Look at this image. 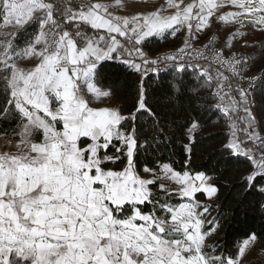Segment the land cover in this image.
<instances>
[{"label": "snow or ice", "instance_id": "snow-or-ice-1", "mask_svg": "<svg viewBox=\"0 0 264 264\" xmlns=\"http://www.w3.org/2000/svg\"><path fill=\"white\" fill-rule=\"evenodd\" d=\"M120 5L0 0V121L15 120L0 129L11 132L7 150H0V264H239L208 243L222 225L218 217L209 219L213 205L197 198L218 197L222 177L177 171L168 163L159 171L144 164L149 175H142L139 157L149 144L138 135L137 121L147 115L160 123L143 81L161 67L177 74V93L188 74L214 85V108L232 133L227 147L250 162L246 183L264 195V110L254 112V93L264 95V61L260 75H248L264 42L241 45L256 47L252 54L225 55L246 28L264 31V0H165L155 11H110ZM214 23L239 27L219 49L216 35L194 47ZM181 31L183 46L175 54L148 58V39ZM116 59L142 78L126 113L91 106V99L111 94L98 82L105 62ZM25 61L34 66H22ZM185 127L190 154L198 123ZM174 195L187 202H170ZM256 240L255 234L245 240L238 256Z\"/></svg>", "mask_w": 264, "mask_h": 264}, {"label": "trees", "instance_id": "trees-1", "mask_svg": "<svg viewBox=\"0 0 264 264\" xmlns=\"http://www.w3.org/2000/svg\"><path fill=\"white\" fill-rule=\"evenodd\" d=\"M253 41L258 45L264 42V31ZM143 47L150 53H157L162 49L161 39L150 38ZM256 50L254 47L252 53ZM252 59H256L252 71L260 75L264 53ZM176 75L174 71L165 72L161 67L159 75L152 73L150 78L143 81L148 93V103L154 106L160 123L147 115H141L137 121L140 129L138 135L149 144L140 153L141 169L147 164L159 170L163 163H168L177 171L187 170L193 174L202 171L214 177H222L217 181L218 197L211 201V213L213 217H218L222 227L208 243H216L218 253L225 259H236L237 249L252 234L257 236L253 248L264 249V195L249 189L246 183L252 170L250 162L242 156H233L225 144L229 135L228 122L215 110L214 98L207 84L188 74L183 81L186 87L177 93ZM139 82L137 72L116 59L105 62L102 78L98 83L100 88L112 89L122 97L127 111L138 99ZM255 98L256 112L264 110V95L259 89L255 92ZM3 103L4 95L0 87V107ZM192 122H197L198 128L193 134L189 154L185 149V144L188 143V129L185 126ZM14 124L15 120L10 117L8 121H0V129H9ZM159 129L165 130L163 137L157 136ZM2 135L8 138L11 132L9 130L7 135L0 134ZM237 135L241 140L246 139L242 131ZM154 136L157 137L155 141L152 139ZM197 197L203 198V195L197 194ZM183 201L178 195L170 199V202L177 205Z\"/></svg>", "mask_w": 264, "mask_h": 264}, {"label": "rangeland", "instance_id": "rangeland-1", "mask_svg": "<svg viewBox=\"0 0 264 264\" xmlns=\"http://www.w3.org/2000/svg\"><path fill=\"white\" fill-rule=\"evenodd\" d=\"M93 2L108 3L110 5H115V0H93ZM164 3H165V0H121V5L118 7L110 8V11H112L114 14H117V15L135 14L137 12L155 11L158 7H160V5H162ZM238 27H239L238 24H226V25L220 26V25H217L214 23L211 29L204 31L203 37L204 38H206V37L210 38L211 36L216 35V36H218V39L216 41L221 43V44H224L225 41L227 40V38L229 37V35L233 31H235ZM244 31L247 34L244 35L243 37H237L235 40H233L232 46H233V44L242 45L245 42H247L249 45H258L253 40H255V38L257 39L262 31H260L259 29L252 30L250 27L246 28ZM181 33H182V31L180 33H178L175 37L166 36L165 38L161 39L162 47L172 48L173 46H175L179 42ZM242 48H243V53L251 54L252 49L254 47H242ZM252 61H253V63L249 64V68H251L253 70V68L256 65V59H252ZM22 66L30 68V67L34 66V62L25 61L22 63ZM249 72H251V71H249ZM138 78L141 82V80H142L141 75H139ZM262 133H264V132H262ZM228 134H229V138H228V143H229L230 140L232 139V133H231L230 129H229ZM188 135H189V133H188ZM0 138H4L5 140L7 139L6 136H0ZM0 145H3L2 142L0 143ZM157 171H159V170H157ZM141 174L145 175V176L149 175V174H144L142 171H141ZM162 182L166 183L170 189L174 190L177 187L176 185H174L170 181H162ZM197 198L203 203H211V201H206L204 196H203V198H200V197H197ZM183 202H187V201L184 200ZM212 217H213V213H211V215L209 216V219H211ZM207 227H208V225L206 224L205 228H207ZM211 238H209V240ZM209 240H208V242H209ZM239 248L237 249V253H236V257H237L236 259L239 260V264H254V263H258V261L264 262V249H259V248L254 249L253 243H251L248 246V248H246L244 256L239 257L238 256Z\"/></svg>", "mask_w": 264, "mask_h": 264}, {"label": "built area", "instance_id": "built-area-1", "mask_svg": "<svg viewBox=\"0 0 264 264\" xmlns=\"http://www.w3.org/2000/svg\"><path fill=\"white\" fill-rule=\"evenodd\" d=\"M184 37H185V32L182 31L181 35H180V39H179V42L173 46L172 48H165V49H161V51L157 52V53H150L148 52L147 50H145V47H143V50L146 52V54L148 55V58L149 59H162L163 56L165 55H168V54H175L178 49L180 47L183 46V40H184ZM209 42V38L206 37L204 39H199L197 41H194V47L196 48H203V46L205 44H207ZM216 49H219L222 44L221 43H218L217 41L215 42V44L213 45ZM233 52H236V53H243V48L241 45H236V44H233V46L229 49H225V55H232ZM209 58H210V54H209ZM227 74V73H226ZM248 75L251 76V75H258V73L256 71H251V72H248ZM140 87H141V84H139V90H140ZM139 90H138V93H139ZM210 91L211 93L215 91V86L213 85V87L210 88ZM254 98H255V93H254ZM217 99L214 98V105L217 103ZM255 103H256V98H255ZM254 112H256V105L254 107ZM222 117V113L218 112ZM262 135H264V133H262ZM228 138H229V135L227 137V140L225 142L226 145H228Z\"/></svg>", "mask_w": 264, "mask_h": 264}, {"label": "crops", "instance_id": "crops-1", "mask_svg": "<svg viewBox=\"0 0 264 264\" xmlns=\"http://www.w3.org/2000/svg\"><path fill=\"white\" fill-rule=\"evenodd\" d=\"M203 34H204V32L198 34L199 35V39H204ZM162 49H165V48L162 47ZM120 62L123 63L121 60H120ZM129 68H131V67H129ZM131 69L133 71H135L133 68H131ZM139 75H140V73H137V78H138ZM141 82H142V80H141ZM141 82H139V84H141ZM101 90L102 91H109V90H111V94L108 97H101L99 99H91V106H94V107H119L122 110H124L125 113H126V109L124 108V100H123L122 97L118 96L112 89H108V88L102 87ZM187 136H189L188 135V131H187ZM5 141L6 140L4 138H0V143L2 142V144H3V145H0V150H7L6 149V146H5ZM141 171H142V169H141ZM244 241H243V243H244ZM254 243H253V246H254ZM242 244L240 246H242Z\"/></svg>", "mask_w": 264, "mask_h": 264}]
</instances>
